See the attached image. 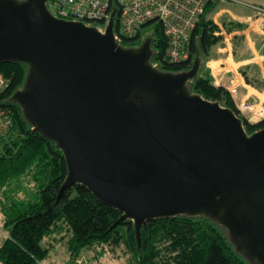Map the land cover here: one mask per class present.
I'll return each instance as SVG.
<instances>
[{
	"label": "water",
	"instance_id": "1",
	"mask_svg": "<svg viewBox=\"0 0 264 264\" xmlns=\"http://www.w3.org/2000/svg\"><path fill=\"white\" fill-rule=\"evenodd\" d=\"M45 2L0 0V62L29 65L14 99L62 151L58 195L84 186L122 213L114 224L133 222L138 247L148 220L205 213L264 264V128L248 136L229 108L188 92L199 57L188 72H159L150 39L123 48L112 20L100 34L54 18Z\"/></svg>",
	"mask_w": 264,
	"mask_h": 264
},
{
	"label": "trees",
	"instance_id": "2",
	"mask_svg": "<svg viewBox=\"0 0 264 264\" xmlns=\"http://www.w3.org/2000/svg\"><path fill=\"white\" fill-rule=\"evenodd\" d=\"M23 1V0H16ZM220 0H208L200 23L191 38L190 58L168 63L165 37L158 25L150 36L149 64L159 72L181 74L192 70L197 56L206 54L216 37L211 16ZM123 48L137 49L138 38H126ZM6 85L0 89V108L9 112L11 127L0 137V264H38L55 244L66 247L68 261L87 254L93 264L107 250L121 252L127 264H250L236 251L223 225L204 214L156 218L140 229V246L133 222L114 224L121 212L100 202L84 186L75 184L58 195L67 169L56 142L42 135L27 119L14 95L25 88L29 65L19 61L0 62ZM188 92L229 108L249 136L264 128V120L249 122L238 113L229 91L213 83L209 74H199L188 83ZM42 242L44 245H42Z\"/></svg>",
	"mask_w": 264,
	"mask_h": 264
},
{
	"label": "built area",
	"instance_id": "3",
	"mask_svg": "<svg viewBox=\"0 0 264 264\" xmlns=\"http://www.w3.org/2000/svg\"><path fill=\"white\" fill-rule=\"evenodd\" d=\"M208 0H46L49 13L56 19L82 23L104 34L112 20L114 41L120 45L126 38L140 39L141 31L158 25L165 37V55L168 63L179 64L189 60L193 31L199 25ZM264 19V8H255ZM121 46V45H120ZM157 62L151 64L157 67ZM215 86L219 85L214 82ZM6 82L0 74V89ZM231 98L234 94L230 93ZM255 102H240L239 113L249 122L264 120V109ZM248 115V116H247ZM12 121L8 111L0 108V137L8 133ZM72 264H93L87 254L74 258Z\"/></svg>",
	"mask_w": 264,
	"mask_h": 264
},
{
	"label": "crops",
	"instance_id": "4",
	"mask_svg": "<svg viewBox=\"0 0 264 264\" xmlns=\"http://www.w3.org/2000/svg\"><path fill=\"white\" fill-rule=\"evenodd\" d=\"M259 7L264 8V0H220L211 16L217 40L197 57L198 73L207 72L213 83L232 92L235 106L255 102L264 109V19L255 11Z\"/></svg>",
	"mask_w": 264,
	"mask_h": 264
},
{
	"label": "rangeland",
	"instance_id": "5",
	"mask_svg": "<svg viewBox=\"0 0 264 264\" xmlns=\"http://www.w3.org/2000/svg\"><path fill=\"white\" fill-rule=\"evenodd\" d=\"M47 10H48V8H47ZM150 29H151V27L149 26V27L144 28L141 31V36L139 39V41L141 42L140 47L142 45H144L146 43V41H148L150 39V36L152 33ZM199 65H200V62H199ZM133 95H135V93ZM142 98L143 99L141 101L146 102V101L151 100L153 97L149 96V95H144V96H142ZM130 101H132V99H130ZM136 103H138V102H136ZM234 105H235V103H234ZM239 114L241 117H243V115L241 113H239ZM254 199L255 198H253V197L248 198L244 204L243 203L241 204V208L238 210V212L242 213L244 208L247 206V204H252ZM227 204H228V202L226 200H223V201L221 200V203H220L221 209L220 210L223 211V208ZM218 219H220V217H218ZM222 221L218 220L217 224L223 225L225 227L227 237H228L229 241H231V243L234 244L236 251L241 252L245 257L249 256V254H248L249 252H247L248 251L247 248L242 243V242H244L245 239L243 238V241H241L242 239L241 240L235 239V238L233 239V235L229 232V229L226 228V226L222 223ZM3 236H5V232L2 231L0 228V241L3 238ZM42 245H44L43 242H42ZM249 258L252 259L251 257H249ZM67 261H68V255L66 252V247L62 244H55L53 247H51V250H49L47 258L38 264H66ZM100 261H103L106 264H127V257L123 256V254L119 251L111 252V251L107 250L106 254L103 256V258H101ZM250 261H251L250 264H258L253 260H250Z\"/></svg>",
	"mask_w": 264,
	"mask_h": 264
}]
</instances>
